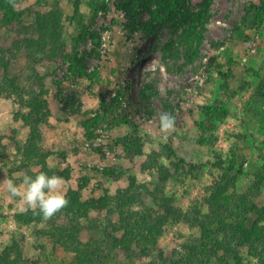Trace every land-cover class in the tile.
Returning <instances> with one entry per match:
<instances>
[{
    "label": "rangeland",
    "instance_id": "1",
    "mask_svg": "<svg viewBox=\"0 0 264 264\" xmlns=\"http://www.w3.org/2000/svg\"><path fill=\"white\" fill-rule=\"evenodd\" d=\"M76 1L27 0L23 6L31 11L25 15L27 25H34L36 9H60L66 50L77 61L68 60L58 66L47 58L32 59L26 49L28 42L0 29V64L8 65V73L18 79L21 87L19 93L0 97V180L7 176L18 185L22 182L23 176L16 172L22 153L16 146L26 144L29 128L16 121L15 115L20 112L22 98L28 99L44 86L53 115L42 127L41 145L54 152L52 167L72 168L66 193L78 188L81 178L89 177L82 191L84 199L93 194L103 196L105 190L114 195L126 189L134 176L149 190L142 199H147L153 209L159 210L154 195L162 192L161 197L172 199L176 208L186 214L199 212L198 217L208 223L206 215L212 209L207 199L217 187H225L222 203L231 211H224L229 220L218 229L222 237L216 244V254H201L205 239L200 225L174 218L148 254L139 253L137 248L128 254L121 247L125 230L123 216L117 210L93 213V220L98 221L91 223L80 219L78 245H89L97 259L105 260L104 264H264V8L263 20H256V10L247 13L252 3L261 5V0H186L173 19L148 37H143L139 28L149 19L150 11L139 8L134 17H128L116 7L115 0H79L87 34L78 46L74 39L82 27L69 20ZM91 3L99 5L97 15ZM206 4L207 23L199 25ZM192 30L201 32L200 38L198 34L189 36ZM214 55L217 64L208 67ZM78 60L86 71L81 78L73 77L71 71ZM3 72L0 67V80ZM54 78L66 85L61 102L54 100ZM127 87L142 107L136 122L144 153L134 159L127 158L114 143L119 137L135 134L132 126L108 130L100 125L84 127L101 113L106 100L117 98V91ZM69 104L76 109L80 106V111H65ZM200 105L203 108H197ZM180 106L193 109L182 120L178 117ZM207 106L222 108L223 116L212 114L213 121H208L202 113ZM162 112L172 114L176 120L175 132L167 141L162 140L159 129L158 114ZM204 121L213 127L205 131L199 124ZM170 141L176 151L172 157L165 152ZM154 152L161 154L157 159L169 171L167 178L159 169H148L149 156ZM107 166L117 174L124 173L123 177L103 175ZM227 176L234 185L225 184ZM257 176L263 184L254 189ZM252 204L263 209L262 215L252 212L250 219L243 217V210ZM20 212H24L22 201L10 198L0 184V252L17 242L23 253L22 264L76 261L77 251L74 247L68 249L69 241L57 244L37 235L51 223H20L16 219ZM241 221L247 228L257 221L260 233L254 242L256 249L242 237L244 231L237 227ZM63 225L68 226V221ZM159 252L163 253L162 259Z\"/></svg>",
    "mask_w": 264,
    "mask_h": 264
},
{
    "label": "trees",
    "instance_id": "2",
    "mask_svg": "<svg viewBox=\"0 0 264 264\" xmlns=\"http://www.w3.org/2000/svg\"><path fill=\"white\" fill-rule=\"evenodd\" d=\"M25 1L27 0H0V29H6V31L10 32V35L13 38L15 36L18 38L19 36L22 41L28 42L30 48L26 47V49L32 59L43 60L44 58H47L49 61L55 62L58 66L66 63L68 60L77 61V57L73 56V54H70L66 50V44L64 42L66 31L64 30L65 27L63 26L60 9L51 10L49 12L36 9L34 11V25H27L25 15L26 12L31 11L26 7L24 8L23 3ZM185 2L186 0H115V5L128 17H134L139 8H143L144 12L150 11L151 14L149 19L140 23L139 28L140 32L143 34L142 36L148 37L154 34L159 28L164 27L169 20L173 19L179 8ZM91 5L95 13L94 15H97L99 12V5L92 3ZM207 7L208 4H206L200 12L199 25L207 23ZM80 8V1L77 0L74 6V12L69 17L71 22H75L76 25L82 27L79 36L74 39L76 46L83 41L87 34V30L85 29L86 26L83 25V22L81 21L83 14H81ZM263 8L264 0H261V5L252 3L248 8L247 13H254L253 11L256 10V13L254 14L256 20H263ZM188 34L189 36H197L198 34L197 38L201 36V32L197 33V30L189 31ZM0 54H3L2 48H0ZM216 64L217 56L214 55L209 59L208 67L216 66ZM0 67L1 69H4L2 75L3 79L0 80V97L19 93L21 89L20 84L16 77L13 78L8 73V65L6 64L4 67L0 64ZM71 71L73 77L76 78H81L86 73L83 64L79 62V60L76 65H72ZM225 77H227V75ZM54 83L56 86L54 100L61 102L64 100V90L66 85H64V81L56 80L55 78ZM104 105L101 113L96 115L97 117L95 116V118L92 119V122L84 127L91 128L100 125L103 130H108L110 128L119 127L120 125L132 126V129L136 132L135 134L119 137L114 140V143L115 146L118 145L119 149H123L125 156L129 159L141 156L144 153V144L143 138L139 134L140 126L136 121L142 113V107L138 105L135 97L129 93V88L127 87L123 91L118 90L117 98L111 97L109 101H105ZM199 107L203 108L202 105L197 108ZM192 110L193 109L190 108L184 110L181 107L179 108L178 117L182 120L184 114H186L187 111L191 112ZM65 111H68L70 114H75L80 111V106L76 109L73 104H69ZM202 113L209 117L208 121L212 122V116L217 114L221 117L223 116L224 110L216 106H207ZM52 115L53 110L44 86H42L39 92L31 94L28 99L22 98L20 112L16 113L15 120L20 121L28 127L29 133L27 142L23 147L17 143L16 148L18 152L22 153V161L18 164L16 172H19L22 176L26 173L34 176L43 171L48 175L55 174L63 177L65 181H70L73 177L72 168L69 166L64 169L52 167L50 159L53 158L55 154L52 151L45 150L41 145L42 127L48 122V119ZM201 123L202 122L199 123L200 127L204 128L205 131L213 127L212 125L207 126L208 124L205 121L204 123ZM87 134L90 136L93 135V133H90L89 131H87ZM172 142L173 141H170L165 148L168 157L176 155V151L172 148ZM59 156L62 157L63 155L59 154ZM157 156L160 157L161 154L154 152L149 156L150 161L147 164V167L148 169H159L162 176L167 178L169 171L158 161ZM102 172L103 175L110 176L113 179L122 178L124 175V173L117 174L115 169L111 166H107ZM81 179L80 182L82 183L78 185V188H71L66 193L70 200V205L51 220H48V222L51 223L50 228L37 232V235H40L41 238L48 241H57V244L69 241L70 246L68 249L74 247L77 251L76 261L73 264L105 263V260L96 258L93 249L89 245L86 247L78 245V233L80 232L78 224L79 220L84 219L89 223L98 221L97 218L96 220H93L92 214H100L104 211H108V213H116L118 211L120 215L123 216V228L125 231L120 242L122 249L128 254L134 253L136 248L139 249V253L148 254L151 247H155L158 239L166 232V227L172 218L175 220L183 219L194 225H200L201 236L205 239L204 244L202 245L201 254L203 253V256H207L206 252L209 251L216 254V244L218 243L219 238L222 237L220 236L221 233H217L218 229L229 220L228 215L224 214V211L231 213V211L224 206L226 204L222 203L221 196L225 187L219 189L217 187L209 199H207V203L212 210L210 215H206L210 221L208 223H203L198 217L201 213H184L175 207L172 199L170 200V198L165 196L161 197L163 194L162 192L154 195L156 202H158L157 206L159 210L151 208L147 199H142L143 194L149 192V190L145 185H140L134 176L129 178V186L126 189L118 190L114 195L109 194V191L105 190L103 196L93 194V196L88 199H84L82 191L89 184L90 178L84 177ZM255 180L257 183H255L254 189H258V187H261L263 184L262 178L257 176ZM226 182L227 183L225 184L228 186L234 185L229 176H227ZM160 190L161 188L159 187L158 191ZM255 205L252 204V206L246 207L245 210H243V217H248V219H250V214L252 212H254L255 215L261 216L263 209L257 206L255 207ZM137 206L140 207L139 210H135L134 207ZM16 219L18 222L26 224L42 223L44 221L41 215H35L31 211L27 214L24 212L18 213ZM66 221H68V226L63 225ZM237 227H239V230L244 231L241 235L245 238L246 242L250 243V245L256 249L257 246L254 242L259 239L258 235L260 233L258 232L257 221H254L251 228H247L244 221L238 222ZM109 232L111 233V231ZM75 243H77V247L74 246ZM159 254L162 259L163 253L159 252ZM22 257L23 253L20 245L17 242H14L0 252V264H22Z\"/></svg>",
    "mask_w": 264,
    "mask_h": 264
},
{
    "label": "clouds",
    "instance_id": "3",
    "mask_svg": "<svg viewBox=\"0 0 264 264\" xmlns=\"http://www.w3.org/2000/svg\"><path fill=\"white\" fill-rule=\"evenodd\" d=\"M158 120L162 140L167 141L176 129L175 116L162 112L158 114ZM0 184L4 185L10 198L22 201L25 214L31 211L41 215L44 221L51 220L70 205L65 191L66 181L55 174L48 175L41 171L33 176L26 173L19 185L4 176Z\"/></svg>",
    "mask_w": 264,
    "mask_h": 264
}]
</instances>
